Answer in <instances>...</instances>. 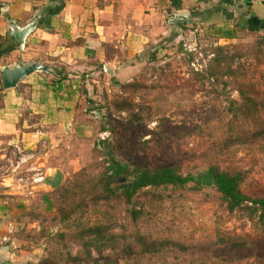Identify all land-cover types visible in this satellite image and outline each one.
<instances>
[{
	"label": "rangeland",
	"instance_id": "374dc122",
	"mask_svg": "<svg viewBox=\"0 0 264 264\" xmlns=\"http://www.w3.org/2000/svg\"><path fill=\"white\" fill-rule=\"evenodd\" d=\"M240 1L227 13L188 8L183 20L161 24L140 53L109 50L119 56L113 69L101 64L85 75L75 121L80 126L62 135L51 151L49 145L39 146L22 157L5 145L0 180L13 175L14 165L26 157L24 168H57L56 176L63 179L56 187L63 188L54 189L53 211L36 193L27 208L19 204L12 217L0 218V246H8L0 264H93L85 260L82 229L98 223L117 233L179 244L158 253L128 254L115 241L102 249L113 264H264V222L256 215L251 219L246 210L230 211L213 189L193 183L147 187L130 203L96 197L111 161L106 152L132 169L177 165L185 174L217 162L246 172L243 187L264 197V146L257 140L245 147L223 143L240 88L264 99V28L247 26L243 14L250 8L238 6ZM7 220L17 226L3 241ZM232 240L242 245L234 247Z\"/></svg>",
	"mask_w": 264,
	"mask_h": 264
},
{
	"label": "crops",
	"instance_id": "0c3cea01",
	"mask_svg": "<svg viewBox=\"0 0 264 264\" xmlns=\"http://www.w3.org/2000/svg\"><path fill=\"white\" fill-rule=\"evenodd\" d=\"M236 2L0 0L1 84L2 69L7 65L37 61L50 68L29 74L17 88L0 85V152L5 145L18 144L28 150L49 145L51 151L62 135L75 131L74 126H80L75 121L80 117L77 102L85 75H92L101 64L106 70H112L110 65L119 57L109 51L112 48L126 47L129 55L140 53L150 43L152 35L157 36L161 24L172 22L174 16L185 18L188 8L194 7V12L209 8L211 15L230 12ZM240 5H247L250 14L264 19V0H241ZM36 18H39L37 27L26 36L21 47L11 35L12 25L25 27ZM56 169L44 170L45 180L34 193L19 192L10 188L7 180L4 183L0 180V218L12 217L19 204L27 208L36 193L41 194L46 210L53 211L49 196L63 179L61 174L56 176L59 175Z\"/></svg>",
	"mask_w": 264,
	"mask_h": 264
},
{
	"label": "trees",
	"instance_id": "16d2710c",
	"mask_svg": "<svg viewBox=\"0 0 264 264\" xmlns=\"http://www.w3.org/2000/svg\"><path fill=\"white\" fill-rule=\"evenodd\" d=\"M243 18L248 27L253 25L258 29L264 28V19H259L250 12L243 14ZM218 48L221 50L223 47L218 46ZM0 85H2L1 81ZM239 92L240 99L234 100L230 108L232 117L229 120L224 146L227 148L238 145L241 147L254 146L256 140L264 146V99L259 97L258 92L247 90L244 87H241ZM106 154L111 156V161L103 178L105 187L100 192L101 194L96 196L97 199H111L114 196L123 198L130 203L133 196L143 188L169 185L184 187L188 183H193L196 188L216 191L230 211L246 210L251 219H254L256 215L264 222V197H254L243 187L247 174L242 170L222 167L217 162L206 166H197L186 174L177 165L132 169L128 164L117 160L113 153L106 152ZM122 178H126V180L122 182ZM116 181L120 183L115 185ZM62 188V185H59L55 191ZM53 192L49 198L55 209ZM57 209L62 216L66 217L63 207L60 206ZM82 231V245L85 247L87 256L85 260L93 261V264H113L109 256L102 255V249L115 241H121V251L128 254L158 253L168 246L179 245L177 242L153 239L142 234L117 233L110 226L102 223L87 224ZM230 243L234 247L242 245L241 242H233V240ZM92 246L96 247L98 258H94ZM139 246L142 249L139 250L137 248Z\"/></svg>",
	"mask_w": 264,
	"mask_h": 264
},
{
	"label": "water",
	"instance_id": "95a60500",
	"mask_svg": "<svg viewBox=\"0 0 264 264\" xmlns=\"http://www.w3.org/2000/svg\"><path fill=\"white\" fill-rule=\"evenodd\" d=\"M183 16H176L173 21L183 20ZM39 18L34 19L25 27H19L16 24L12 25L11 35L16 39L21 47L24 46L26 36L29 35L38 25ZM48 65L41 62H19L17 64L4 66L1 73L2 84L5 88H17L19 82L26 76L33 72L49 71ZM102 144V141L99 142ZM126 178H122L121 181H125ZM8 246H0V262L4 250H7Z\"/></svg>",
	"mask_w": 264,
	"mask_h": 264
},
{
	"label": "built area",
	"instance_id": "2783aa9c",
	"mask_svg": "<svg viewBox=\"0 0 264 264\" xmlns=\"http://www.w3.org/2000/svg\"><path fill=\"white\" fill-rule=\"evenodd\" d=\"M15 150L19 152V154L24 156H29L30 153H26L27 148L23 147L21 144L14 146ZM20 157L19 161L14 165L13 175H4L2 177V182L10 179L9 182L10 188L16 187L19 192L23 193H32L34 189L37 188L39 184L44 182L45 180V171L36 165L28 166L24 168V163H26V157L22 159ZM2 169V167H0ZM15 172V174H14ZM4 174L5 171H4ZM17 225L14 221L10 220L6 223V231L7 234L3 235L1 238L3 241L10 239L9 233H12Z\"/></svg>",
	"mask_w": 264,
	"mask_h": 264
}]
</instances>
